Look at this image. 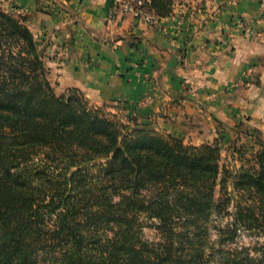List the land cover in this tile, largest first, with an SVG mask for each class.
<instances>
[{
    "label": "trees",
    "instance_id": "16d2710c",
    "mask_svg": "<svg viewBox=\"0 0 264 264\" xmlns=\"http://www.w3.org/2000/svg\"><path fill=\"white\" fill-rule=\"evenodd\" d=\"M142 2L159 20L175 5ZM45 59L27 17L0 8V264H264L227 247L236 229L210 236L229 184L264 198L259 130L242 143L253 154L236 150L242 165L228 171L221 139L185 145L77 90L57 95Z\"/></svg>",
    "mask_w": 264,
    "mask_h": 264
},
{
    "label": "crops",
    "instance_id": "0c3cea01",
    "mask_svg": "<svg viewBox=\"0 0 264 264\" xmlns=\"http://www.w3.org/2000/svg\"><path fill=\"white\" fill-rule=\"evenodd\" d=\"M4 1L27 17L56 88L118 118L197 147L264 109V0H185L154 27L110 16L114 0Z\"/></svg>",
    "mask_w": 264,
    "mask_h": 264
},
{
    "label": "rangeland",
    "instance_id": "374dc122",
    "mask_svg": "<svg viewBox=\"0 0 264 264\" xmlns=\"http://www.w3.org/2000/svg\"><path fill=\"white\" fill-rule=\"evenodd\" d=\"M184 1L185 0H175V4H184ZM4 3V0H0V8L6 9ZM49 80L56 94H63L56 88L51 77H49ZM250 88L251 86L244 87V89ZM108 109L109 108H102L105 113L113 114ZM253 121L252 124L243 123L235 127L230 137H226V142H223V138L219 137V139L222 140V143H220V166L225 168V170L235 171L242 165L236 150L246 149L247 154H253L252 148L249 147L250 144L245 147L242 144L251 130H259L262 133V137H264V109L261 113L253 116ZM255 126L259 127V129H256ZM185 145L188 144L185 143ZM218 191L219 187H217V199L220 197ZM232 191L233 188L229 184L226 191L228 195H225L224 192L222 193V200L226 198H230V200L224 205V210L220 215L214 214L212 216L210 223L211 239L216 240L219 231L236 229V238L232 243L227 244L228 248H250L257 251L258 254H264V198L246 191H238V195H236V192L233 193ZM240 218H242V221H240L235 228L234 223L236 220H240ZM154 234L155 233L150 229L144 230L146 239H154Z\"/></svg>",
    "mask_w": 264,
    "mask_h": 264
},
{
    "label": "built area",
    "instance_id": "2783aa9c",
    "mask_svg": "<svg viewBox=\"0 0 264 264\" xmlns=\"http://www.w3.org/2000/svg\"><path fill=\"white\" fill-rule=\"evenodd\" d=\"M109 15H118L121 17L129 16L133 20L152 27L158 26L160 21L153 13L143 8L142 0H114L109 10ZM179 23H181L180 20ZM184 87H188L189 91L194 92L193 86L189 79L184 81Z\"/></svg>",
    "mask_w": 264,
    "mask_h": 264
}]
</instances>
